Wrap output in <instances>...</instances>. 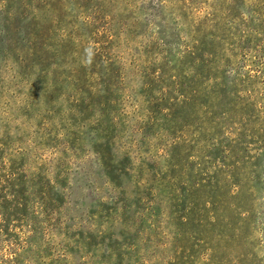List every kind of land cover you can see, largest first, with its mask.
Segmentation results:
<instances>
[{"label": "rangeland", "instance_id": "1", "mask_svg": "<svg viewBox=\"0 0 264 264\" xmlns=\"http://www.w3.org/2000/svg\"><path fill=\"white\" fill-rule=\"evenodd\" d=\"M0 264H264V0H0Z\"/></svg>", "mask_w": 264, "mask_h": 264}, {"label": "trees", "instance_id": "2", "mask_svg": "<svg viewBox=\"0 0 264 264\" xmlns=\"http://www.w3.org/2000/svg\"><path fill=\"white\" fill-rule=\"evenodd\" d=\"M18 251V250H17ZM16 254V251L14 252Z\"/></svg>", "mask_w": 264, "mask_h": 264}]
</instances>
